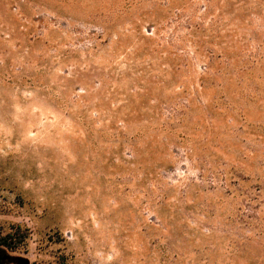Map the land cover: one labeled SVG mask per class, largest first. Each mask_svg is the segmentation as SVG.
I'll return each mask as SVG.
<instances>
[{
	"label": "rangeland",
	"instance_id": "1",
	"mask_svg": "<svg viewBox=\"0 0 264 264\" xmlns=\"http://www.w3.org/2000/svg\"><path fill=\"white\" fill-rule=\"evenodd\" d=\"M0 253L264 264V0H0Z\"/></svg>",
	"mask_w": 264,
	"mask_h": 264
},
{
	"label": "flooded vegetation",
	"instance_id": "2",
	"mask_svg": "<svg viewBox=\"0 0 264 264\" xmlns=\"http://www.w3.org/2000/svg\"><path fill=\"white\" fill-rule=\"evenodd\" d=\"M0 264H13L11 261L7 259L6 256L0 253ZM17 264H28V262L25 260L24 262H18Z\"/></svg>",
	"mask_w": 264,
	"mask_h": 264
}]
</instances>
